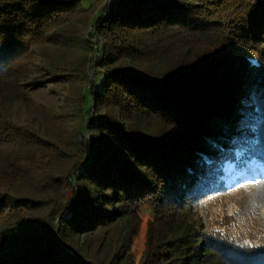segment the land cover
<instances>
[{
  "label": "trees",
  "instance_id": "16d2710c",
  "mask_svg": "<svg viewBox=\"0 0 264 264\" xmlns=\"http://www.w3.org/2000/svg\"><path fill=\"white\" fill-rule=\"evenodd\" d=\"M82 1L0 0V264H98L72 237L143 205L137 264H264L192 214L264 180V0Z\"/></svg>",
  "mask_w": 264,
  "mask_h": 264
},
{
  "label": "rangeland",
  "instance_id": "374dc122",
  "mask_svg": "<svg viewBox=\"0 0 264 264\" xmlns=\"http://www.w3.org/2000/svg\"><path fill=\"white\" fill-rule=\"evenodd\" d=\"M99 2L83 0L82 6L92 8L96 14ZM143 120L145 128H140L143 131L159 129L155 121ZM93 134L90 131L89 138L93 139ZM248 176L232 190L192 202L194 226L199 234H223L231 240L250 244L264 241V180L252 181ZM152 217L153 211L143 205L124 221L108 226L104 233L73 236L70 243L98 264H137L145 248L147 223Z\"/></svg>",
  "mask_w": 264,
  "mask_h": 264
},
{
  "label": "snow or ice",
  "instance_id": "6c2138e0",
  "mask_svg": "<svg viewBox=\"0 0 264 264\" xmlns=\"http://www.w3.org/2000/svg\"><path fill=\"white\" fill-rule=\"evenodd\" d=\"M241 125L243 128L251 130L253 127V122L246 119L241 122ZM237 143L239 144V149L236 152L237 156H240L243 152L247 151L251 147V141L248 140L247 136L239 139ZM260 153L261 157L264 158V144L261 145Z\"/></svg>",
  "mask_w": 264,
  "mask_h": 264
}]
</instances>
